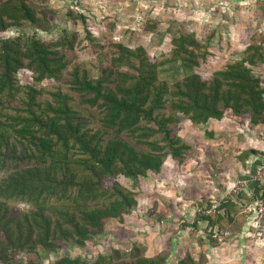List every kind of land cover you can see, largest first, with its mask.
<instances>
[{
    "label": "trees",
    "instance_id": "1",
    "mask_svg": "<svg viewBox=\"0 0 264 264\" xmlns=\"http://www.w3.org/2000/svg\"><path fill=\"white\" fill-rule=\"evenodd\" d=\"M32 1L49 0H0V264H44L43 258L66 246L84 248L100 238L112 220L124 222L137 209L138 194L119 177L137 189L141 178L159 175L169 159L189 158L191 146L177 131L181 116L195 126L231 114L242 124L248 120L251 129L264 126V83L253 72L264 65L263 40L254 38L241 59L205 79L196 69L206 62L208 47L194 34L178 33L165 60L152 59L144 47L116 44L109 63L107 54L102 59L108 64H100L97 79L79 65L71 69L74 91L101 114L100 126L90 129L68 94L58 89L44 98L41 86L68 71L77 35L51 41L6 35L25 25L49 29L50 16L37 14ZM168 64L180 72L172 82L162 78ZM24 70L33 84L20 85ZM251 155L260 154L250 150ZM241 207L222 200L217 218H197L208 222L210 247L219 244L215 235L227 232L229 224L240 228L235 215ZM22 252L36 259L20 262ZM147 252L135 243L93 261L67 256L49 264H208L207 254L197 259L192 252L173 262V244L153 257Z\"/></svg>",
    "mask_w": 264,
    "mask_h": 264
},
{
    "label": "rangeland",
    "instance_id": "2",
    "mask_svg": "<svg viewBox=\"0 0 264 264\" xmlns=\"http://www.w3.org/2000/svg\"><path fill=\"white\" fill-rule=\"evenodd\" d=\"M30 6L37 14L50 16L49 29L25 25L11 28L6 35L24 33L47 41L77 35L76 49L68 55V71L60 80H45L41 86L45 89L44 98L58 89L68 94L71 106L90 129L100 126L101 114L99 109L84 105L74 91L71 69L79 65L89 71L91 79H97L100 64L109 63L116 44L133 49L144 47L152 59L161 61L172 54L174 36L194 34L208 47L206 62L196 69L205 79L241 59L254 38H261L264 45V0H49L32 1ZM106 54L108 63L102 60ZM253 72L264 83V65L253 68ZM179 74L174 65L168 64L162 78L172 82ZM18 81L22 86L34 83L27 70L20 73ZM180 118L177 131L191 146L189 158L183 163L169 159L159 175L141 178L137 189L132 181L119 177L122 185L138 194L135 212L124 222H109L106 233L84 248L66 246L58 254L43 258L44 264L67 256L93 261L114 248L129 250L135 243L146 245L149 257L173 244V262L192 252L197 259L207 254L208 264H264V233L257 216L249 212L254 197L262 193L264 196V190L255 189L252 184L250 191L242 188L264 164V126L251 129L248 120L242 124L232 114L202 126ZM250 150L260 155L247 156ZM239 186L242 190L237 191ZM222 200L242 206L240 214L235 215L236 220L241 217L240 228L235 221L229 224L227 232L215 235L219 244L210 247L213 241L205 232L208 222L197 218H217V209L214 214L206 210L214 202L219 207ZM196 222L198 227L194 226ZM17 258L26 263L36 256L22 252Z\"/></svg>",
    "mask_w": 264,
    "mask_h": 264
},
{
    "label": "built area",
    "instance_id": "3",
    "mask_svg": "<svg viewBox=\"0 0 264 264\" xmlns=\"http://www.w3.org/2000/svg\"><path fill=\"white\" fill-rule=\"evenodd\" d=\"M250 184L253 186L257 185L260 189L264 190V164L258 166L256 173H254L242 186H239L237 191L242 190L245 188L248 190L251 188ZM242 187V188H241ZM250 191V189L248 190ZM217 209V205L214 202V205L208 210L209 214H214ZM249 212L254 213L258 220V226L260 229L263 230L264 233V196L263 193L261 196H255L253 204L249 207Z\"/></svg>",
    "mask_w": 264,
    "mask_h": 264
}]
</instances>
